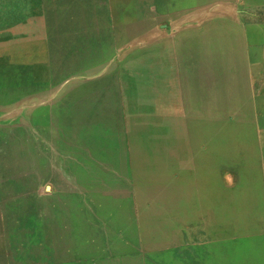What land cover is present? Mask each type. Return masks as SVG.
Here are the masks:
<instances>
[{
    "label": "rangeland",
    "instance_id": "1",
    "mask_svg": "<svg viewBox=\"0 0 264 264\" xmlns=\"http://www.w3.org/2000/svg\"><path fill=\"white\" fill-rule=\"evenodd\" d=\"M112 3L91 35L0 42V264H264L263 124L217 73L243 42L205 56L215 28Z\"/></svg>",
    "mask_w": 264,
    "mask_h": 264
},
{
    "label": "crops",
    "instance_id": "2",
    "mask_svg": "<svg viewBox=\"0 0 264 264\" xmlns=\"http://www.w3.org/2000/svg\"><path fill=\"white\" fill-rule=\"evenodd\" d=\"M124 26H151L168 28H215L214 37L200 38L202 53H221L233 57L241 49L246 53V63L221 67L232 75L243 76L241 98L253 108L257 122L263 124L262 139L263 178L257 186L264 197V0H118ZM112 0H0V42L13 45L34 44L37 52L56 36L81 32L93 34L96 22L109 24ZM100 11H103L102 13ZM132 11L141 14H132ZM108 20V21H107ZM130 20V22H128ZM107 22V24H105ZM74 28V29H73ZM230 28V35H222ZM71 30V31H70ZM204 35L206 36L205 32ZM53 37V39H52ZM223 42L228 44H223ZM230 53V54H229ZM244 58V57H242ZM234 94L237 93L235 90ZM234 98V97H232ZM251 112V113H252ZM264 201V200H263Z\"/></svg>",
    "mask_w": 264,
    "mask_h": 264
},
{
    "label": "bare ground",
    "instance_id": "3",
    "mask_svg": "<svg viewBox=\"0 0 264 264\" xmlns=\"http://www.w3.org/2000/svg\"><path fill=\"white\" fill-rule=\"evenodd\" d=\"M3 47V46H2Z\"/></svg>",
    "mask_w": 264,
    "mask_h": 264
}]
</instances>
